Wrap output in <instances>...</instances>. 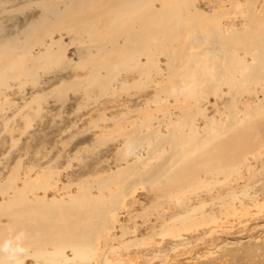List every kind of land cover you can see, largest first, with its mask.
<instances>
[{"label": "rangeland", "instance_id": "obj_1", "mask_svg": "<svg viewBox=\"0 0 264 264\" xmlns=\"http://www.w3.org/2000/svg\"><path fill=\"white\" fill-rule=\"evenodd\" d=\"M44 1L63 2L0 0V27L6 28H0V36L9 32L13 35L38 18L41 12L36 6ZM263 5L264 0H195L194 9L208 15L226 13L219 23L223 32L234 34L249 27L247 10L258 14ZM59 35L70 46L65 56L73 59L72 65L52 63L45 71L39 70L33 81L20 78L9 81L8 88H0V184L8 180L12 170L16 171L17 188L27 176L34 178L50 171L47 192L31 195L47 201L67 200L78 188L96 196L100 189L95 180L134 161L142 172L162 163L169 156L170 145L152 152L156 142L147 139L127 154L123 150L125 133L135 129L142 135L158 125L159 134L167 135L171 128L180 126L181 112L187 108L182 96L178 100L170 97L158 106L151 103L155 84L167 75L163 56L159 57L160 77L151 74L147 79L145 75L131 78L127 61V66L117 71L116 80L99 92L84 79L92 66L85 65L82 71L74 69L78 62L74 51L82 47L72 44L66 33ZM59 35L52 38L59 40ZM49 43L45 39L43 47H34L31 55L36 56ZM240 54L250 61L242 51ZM140 61L146 62L143 57ZM67 82L74 84L60 92L58 87ZM122 82L136 86L120 89ZM238 88L235 92L222 86L208 95L198 91L197 102L191 103V110L198 111L191 119L198 135L205 134L203 128L208 123L226 122V108L231 103L243 112L249 103L251 109H256V103L264 108V80L247 87L239 83ZM160 97L164 99L165 95ZM242 111L237 118L243 119ZM150 115L148 127L142 126L143 118ZM238 173H201L199 181L193 183L198 188L187 186L182 193L162 194L159 183L133 184V195L124 200L125 210L119 213L115 229L108 240L96 242L97 251L91 255L90 264H264V147L257 150L256 158L248 156ZM4 200L7 197H0ZM66 254L71 255V251ZM23 264H35V260L26 259Z\"/></svg>", "mask_w": 264, "mask_h": 264}, {"label": "bare ground", "instance_id": "obj_2", "mask_svg": "<svg viewBox=\"0 0 264 264\" xmlns=\"http://www.w3.org/2000/svg\"><path fill=\"white\" fill-rule=\"evenodd\" d=\"M194 3L195 0L44 1L36 6L41 12L38 18L13 35L9 32L0 36V41L4 38L0 42V88H8L9 81L20 78L33 81L39 70L45 71L52 63L72 65L73 59L65 56L70 46L59 35L66 33L72 44L82 47L74 51L78 58L74 69L82 71L85 65L92 66L84 79L97 91L102 92L106 84L110 86L127 61L131 64L127 68L132 70L128 75L131 78L145 75L147 79L151 74L160 77L159 57L163 56L167 75L155 84L156 95L151 103L158 106L170 97L178 100L182 96L187 107L181 112L180 126L171 128L167 135L159 134L158 125L142 135L135 129L127 130L123 146L127 154L135 145L153 138L156 143L152 152L168 144L169 156L162 163L148 166L149 171H140L134 161L98 178L95 182L100 193L96 196L78 188L67 200L34 197L36 191L47 192L52 173L43 171L34 178L27 176L22 187L17 188L16 171L12 170L8 180L0 184V197H7L0 201V245L12 241L15 246L16 236L23 233L24 252L17 253L14 261L0 253V264H23L31 258L35 264H90L91 255L97 251L96 242L107 239L115 229L119 213L125 210L122 204L133 195L136 185L159 183L162 194L182 193L187 186L198 188L193 183L199 181L201 173H238L248 156L256 158L257 150L264 147V108L256 103V109H251L252 105L249 107L247 103L240 119L237 113L241 111L236 103L234 106L231 103L226 108L229 111L226 122L205 124V134L198 135L191 123L198 111L191 110V103L197 102L198 91L208 95L225 86L236 92L239 83L247 87L264 80V5L258 14L248 9L245 18L249 27L232 34L223 32L219 23L226 13L215 11L208 15L194 9ZM2 26L1 31L6 30ZM54 34L59 35V40L52 38ZM45 39L50 43L32 56L31 50L43 47ZM239 51L250 61L239 56ZM141 57L146 62H141ZM127 82H122L120 89L136 86ZM73 84L67 82L58 89L62 92ZM162 94L164 99L160 97ZM151 115L143 118L142 126L148 127ZM113 187L118 191H113Z\"/></svg>", "mask_w": 264, "mask_h": 264}, {"label": "clouds", "instance_id": "obj_3", "mask_svg": "<svg viewBox=\"0 0 264 264\" xmlns=\"http://www.w3.org/2000/svg\"><path fill=\"white\" fill-rule=\"evenodd\" d=\"M23 233L17 235L15 238V246L12 241H6L0 245V253L7 254L9 261H14L17 253H23L24 248L22 247Z\"/></svg>", "mask_w": 264, "mask_h": 264}]
</instances>
